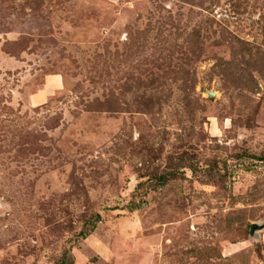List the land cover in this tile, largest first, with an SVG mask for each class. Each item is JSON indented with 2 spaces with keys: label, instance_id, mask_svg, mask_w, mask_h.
<instances>
[{
  "label": "rangeland",
  "instance_id": "obj_1",
  "mask_svg": "<svg viewBox=\"0 0 264 264\" xmlns=\"http://www.w3.org/2000/svg\"><path fill=\"white\" fill-rule=\"evenodd\" d=\"M253 225L264 0H0V264H264Z\"/></svg>",
  "mask_w": 264,
  "mask_h": 264
},
{
  "label": "water",
  "instance_id": "obj_2",
  "mask_svg": "<svg viewBox=\"0 0 264 264\" xmlns=\"http://www.w3.org/2000/svg\"><path fill=\"white\" fill-rule=\"evenodd\" d=\"M209 97H215L214 93H208ZM264 229L263 226L253 225L251 228V235L253 236L257 231Z\"/></svg>",
  "mask_w": 264,
  "mask_h": 264
}]
</instances>
